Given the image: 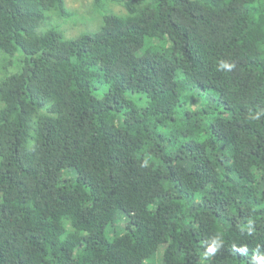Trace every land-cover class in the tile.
<instances>
[{
	"label": "trees",
	"instance_id": "16d2710c",
	"mask_svg": "<svg viewBox=\"0 0 264 264\" xmlns=\"http://www.w3.org/2000/svg\"><path fill=\"white\" fill-rule=\"evenodd\" d=\"M101 7L67 38L66 0H0V264L264 260V0Z\"/></svg>",
	"mask_w": 264,
	"mask_h": 264
},
{
	"label": "rangeland",
	"instance_id": "374dc122",
	"mask_svg": "<svg viewBox=\"0 0 264 264\" xmlns=\"http://www.w3.org/2000/svg\"><path fill=\"white\" fill-rule=\"evenodd\" d=\"M67 1V7L69 8V11L73 13L72 17L64 18L59 17L57 14H53L52 12H47L49 14V17L45 19V21L41 25V30H44L46 28H56L58 30L63 31L65 37L69 38L71 36L77 35L80 33V31L83 29V27L86 25L90 26L92 29H97L99 22L103 20V15L108 11V8L101 7L97 8L96 10L91 11L92 5L94 3V0H66ZM115 10L121 9V5L118 3H112L111 4ZM83 12H85V17L83 18L84 23H78V17ZM16 55H20L23 57V53L19 52ZM6 59H9V57L5 56ZM0 60H4L2 55L0 54ZM17 67H10L8 69V72L16 70ZM6 72V71H4ZM107 86L104 84H98V88L95 90V94L97 96H101L103 92L107 90ZM217 92L214 90L209 91V95L211 97H217ZM131 97L135 99L139 104L145 105L147 103V98L145 94L143 93H135L131 94ZM188 106L189 108H208L211 109L212 106L215 108L213 110L212 115H215L218 113V109L221 108L220 105L216 102L215 99L209 98L203 95H197L196 99L192 98H185L182 100L180 107ZM162 132H166V129H161ZM64 176L68 177H76V171L75 170H68L64 172ZM126 223L127 220L123 216H120L114 225L108 226L106 230V234L108 237H111L112 233L116 231L117 233H122L126 229ZM155 260H160V252L157 253Z\"/></svg>",
	"mask_w": 264,
	"mask_h": 264
},
{
	"label": "clouds",
	"instance_id": "9594fccd",
	"mask_svg": "<svg viewBox=\"0 0 264 264\" xmlns=\"http://www.w3.org/2000/svg\"><path fill=\"white\" fill-rule=\"evenodd\" d=\"M223 67H228L227 65H222ZM216 251V249L214 247H210L207 249V253L206 255H210L212 253H214ZM257 264H264V260H258Z\"/></svg>",
	"mask_w": 264,
	"mask_h": 264
}]
</instances>
